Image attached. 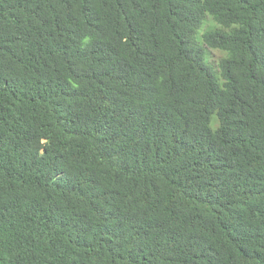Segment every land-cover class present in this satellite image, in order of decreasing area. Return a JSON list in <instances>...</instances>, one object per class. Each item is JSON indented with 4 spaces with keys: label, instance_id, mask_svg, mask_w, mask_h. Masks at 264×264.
<instances>
[{
    "label": "trees",
    "instance_id": "obj_1",
    "mask_svg": "<svg viewBox=\"0 0 264 264\" xmlns=\"http://www.w3.org/2000/svg\"><path fill=\"white\" fill-rule=\"evenodd\" d=\"M0 264H264V0H0Z\"/></svg>",
    "mask_w": 264,
    "mask_h": 264
},
{
    "label": "rangeland",
    "instance_id": "obj_2",
    "mask_svg": "<svg viewBox=\"0 0 264 264\" xmlns=\"http://www.w3.org/2000/svg\"><path fill=\"white\" fill-rule=\"evenodd\" d=\"M208 25H212L211 24V21L209 20L208 21ZM206 29V27L203 29V31ZM202 31V32H203ZM209 60H210V63H212L213 65H216L218 64V62L220 61L221 58H223L225 55L220 52V51H213V50H209Z\"/></svg>",
    "mask_w": 264,
    "mask_h": 264
}]
</instances>
